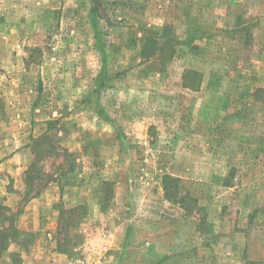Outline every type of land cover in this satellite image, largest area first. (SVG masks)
Masks as SVG:
<instances>
[{"label": "rangeland", "instance_id": "rangeland-1", "mask_svg": "<svg viewBox=\"0 0 264 264\" xmlns=\"http://www.w3.org/2000/svg\"><path fill=\"white\" fill-rule=\"evenodd\" d=\"M15 188L0 264H264V0H0Z\"/></svg>", "mask_w": 264, "mask_h": 264}, {"label": "trees", "instance_id": "trees-1", "mask_svg": "<svg viewBox=\"0 0 264 264\" xmlns=\"http://www.w3.org/2000/svg\"><path fill=\"white\" fill-rule=\"evenodd\" d=\"M160 39H164V45L162 47L158 46V41ZM175 43L176 39L167 35L166 30H164L162 35L153 32L145 39L142 55L143 57L149 56L157 50L162 51L167 48V46L172 47ZM176 182L177 180L171 176L164 177V191L166 196L171 199L175 197ZM169 183L173 185L170 187ZM39 194L40 192L38 191V193L34 194L32 198ZM17 216V213H14L12 209L7 206L5 198L0 196V257L2 253L9 248L10 244L17 243L16 241H18V237L21 236V232L16 226Z\"/></svg>", "mask_w": 264, "mask_h": 264}, {"label": "crops", "instance_id": "crops-1", "mask_svg": "<svg viewBox=\"0 0 264 264\" xmlns=\"http://www.w3.org/2000/svg\"><path fill=\"white\" fill-rule=\"evenodd\" d=\"M19 157H24L22 154H16L11 160L12 161H16V159H18ZM22 163V162H21ZM17 191V188L14 189V191H9L7 193V195H5V200H6V204L8 207H10L11 209H13L14 205H15V192Z\"/></svg>", "mask_w": 264, "mask_h": 264}]
</instances>
